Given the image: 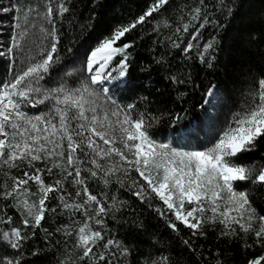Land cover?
<instances>
[{
	"label": "trees",
	"instance_id": "trees-1",
	"mask_svg": "<svg viewBox=\"0 0 264 264\" xmlns=\"http://www.w3.org/2000/svg\"><path fill=\"white\" fill-rule=\"evenodd\" d=\"M65 2L69 11L54 17L57 52L54 63L40 81L42 90L62 85L74 89L87 84L94 93L89 99L97 109L98 118L107 116L114 123L117 117L112 113L119 112L122 117L132 105L134 116H146L152 138L185 151H205L212 147L223 130L254 103L258 81L264 79V0H168L159 12L118 42L132 45L127 50L126 77L120 78L116 71L111 79L106 77L97 85L91 84L84 68L85 54L117 26L136 19L153 0ZM43 3L44 0H0V84L12 81L50 50L51 37L41 28L52 26L40 19L32 21L28 35L20 41L22 46L13 48V37L18 31L15 25L20 16L16 8L29 4L42 6ZM196 7L201 11L194 17ZM19 22L23 24L22 19ZM185 24L188 26L186 32L183 30ZM201 24L204 27L201 28ZM190 41L192 49L185 52ZM208 43L213 46L205 52L204 46ZM121 58H115L113 68ZM209 89L213 90L211 96ZM51 104L46 101L25 110L30 114H41L47 112ZM115 136H120L118 129ZM116 146L123 147L120 143ZM117 159L113 157V160ZM237 159L247 166L264 162V138L256 142L253 151L243 152ZM50 166L51 162H38L32 168L26 165L21 168L32 172L37 167L46 169ZM81 167L85 169L90 191L106 206L113 203L106 197L116 196L123 202L118 205V210L113 208L108 212L103 226L90 222L92 228L104 233L105 240H118L128 249L127 256L112 249L117 252L111 258L112 264H152L164 256L168 257L167 264H247L248 260L264 255V241L258 240L253 232L240 231L238 226L234 233L224 235L223 225L206 223L201 229L203 234L193 236L192 230L176 221L150 190L144 202L132 195L137 190L129 187L132 181L143 183L134 171H129L126 178L121 173L93 178L86 171L90 165ZM4 172L11 176L22 175L20 169H0V184L6 182L9 186L12 181ZM63 176L60 169H54L52 174L46 171L42 174L46 184L63 179ZM117 177L124 179V187L117 182ZM105 179H108L107 184ZM71 180L69 177L64 182L65 194L79 190ZM27 187L29 199L37 200L39 185L30 182ZM236 187L248 193L257 215L264 214V185L244 181L237 182ZM59 194H50L48 201L50 207L59 211L47 213L39 228L24 229L23 234L31 239L23 245L20 264H103L93 257L80 259L82 249L75 246L78 225L73 226L72 220L82 223L85 217L64 211L58 202ZM76 199L82 201V198ZM157 208L164 211L165 216L162 217ZM0 215L11 217L13 221L11 225H0V229L23 228V213L15 200L0 198ZM169 222L175 223L178 231H173ZM64 224L70 225L73 235L57 231ZM185 240H189L191 246L186 245ZM100 245L95 248V255L104 251ZM5 255L16 257L19 253L0 243V258Z\"/></svg>",
	"mask_w": 264,
	"mask_h": 264
},
{
	"label": "snow or ice",
	"instance_id": "snow-or-ice-1",
	"mask_svg": "<svg viewBox=\"0 0 264 264\" xmlns=\"http://www.w3.org/2000/svg\"><path fill=\"white\" fill-rule=\"evenodd\" d=\"M167 3L168 0H153L136 19L127 25L117 26L109 36L102 38L85 54L84 68L92 85L100 84L106 77L111 79L116 71L120 78L126 77L129 60L127 50L132 45L118 42ZM16 11L20 16L15 25L18 31L13 37V48L22 46L20 41L28 35L35 19L46 21L52 26L50 29L41 28V31L51 37L52 43L42 59L31 63L12 81L0 84V169H20L22 172V175L16 176L4 172L12 183L11 186L6 182L0 184V189H3L0 191V198L15 200L16 206L23 213V228L0 229V243L19 253L16 257L5 255L0 258V264H20L23 245L31 239V236L23 234L24 229L39 228L47 213L59 211L48 204L52 193H60L58 202L64 211L79 213L85 217L82 223L72 220L73 226L78 225L75 246L82 249L81 260L93 257L103 264H112L111 258L117 255L112 249H117L121 256L129 254L128 249L118 240H105L101 230L90 226L92 221L103 226L108 212L113 208L118 210V205L123 202L118 201L116 196L106 197L113 202L106 206L93 194L86 183L85 169L81 167L83 164L90 165L86 171L93 178L101 174L107 178L116 176L117 173L126 178L129 171H134L143 183L132 181L129 187L137 189L132 195L144 202L150 190L174 215L176 221L192 230L193 236L202 235L201 229L206 223H218L223 225L224 235L234 233L238 226L240 231L253 232L258 240L264 241V214L257 215L248 193L237 190L236 187L237 182L244 181L264 185V162L247 166L237 159L239 154L253 151L256 142L264 138V79L258 81L257 92L253 94L254 103L223 130L212 147L205 151L181 150L152 138L146 116H134L132 105L128 106L129 111L122 117L119 112H113L112 116L117 117L114 123L107 116L104 119L98 118L97 109L89 99L94 93L87 84L74 89L62 85L42 90L40 81L54 63V54L57 52L54 17L63 16L69 8L65 0H44L42 6H18ZM200 11V7L194 8V17ZM20 19L23 24L19 22ZM207 22L205 18V23ZM200 27H204V24ZM183 30L188 31L187 24L183 26ZM195 38L194 33L193 39ZM192 46L190 41L184 51H190ZM212 46L211 43L206 44L204 51L207 52ZM117 56L122 58L113 68ZM176 82L183 83L179 80ZM212 91L208 90L209 96ZM46 101L52 102L47 112L30 114L25 110ZM117 129L119 138L115 136ZM117 143L123 147H117ZM113 157L118 159L113 160ZM38 162H51V166L46 169L37 167L32 172L21 168V165L32 168ZM54 169H60L64 174L63 179L46 184L42 178L43 172L52 174ZM69 177L74 186H79L74 194H65L64 182ZM30 182L39 185V195L35 201L29 199L30 190L27 186ZM117 182L121 187L125 186L124 179L117 177ZM104 183L107 184L108 179ZM76 198H82V201L78 202ZM156 211L162 217L165 216L160 208ZM12 223L11 217L0 215V225ZM169 227L178 231L175 223L169 222ZM61 230L65 235H73L69 224L57 229ZM184 243L191 246L189 240ZM98 245L104 251L95 255L94 250ZM167 261L168 257L164 256L152 264H167ZM247 264H264V255L248 260Z\"/></svg>",
	"mask_w": 264,
	"mask_h": 264
}]
</instances>
